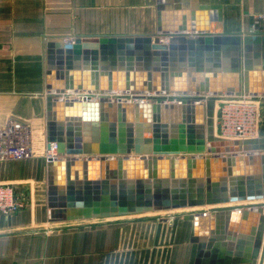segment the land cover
<instances>
[{"label": "water", "instance_id": "water-1", "mask_svg": "<svg viewBox=\"0 0 264 264\" xmlns=\"http://www.w3.org/2000/svg\"><path fill=\"white\" fill-rule=\"evenodd\" d=\"M157 32L47 42L50 69H55V49L65 55L63 63L60 58L56 63L61 86L46 96L51 106L64 95L52 105L53 117L47 118L46 150L55 148V156L46 158L50 219L78 222L160 214L159 220L165 222L180 215L193 223L192 232L208 220L210 236L206 243L196 238L195 264H209L227 243L232 249L228 256H234L231 261L246 254L247 262L259 259L264 264V139L219 138L214 127L217 97L205 98L204 89L184 96L167 86L168 72H174L175 65L183 68L187 59L191 69L198 62L195 52H204L206 63L216 67L221 52L234 72L243 64L246 73L252 50L264 68V35L189 36L165 32L163 27ZM160 37L167 38V44ZM81 70L90 85L73 83V73ZM109 71L119 72L118 84L99 82L111 77ZM157 77L161 81L152 86L151 79ZM65 90L76 92L79 100L65 95ZM109 91L120 93L115 102L103 96ZM70 109L80 120L72 116L63 125V114ZM178 211L182 213L175 214ZM230 218H257L258 225L255 228L254 223L249 235H240L238 241L233 235L224 239L221 228Z\"/></svg>", "mask_w": 264, "mask_h": 264}, {"label": "crops", "instance_id": "crops-1", "mask_svg": "<svg viewBox=\"0 0 264 264\" xmlns=\"http://www.w3.org/2000/svg\"><path fill=\"white\" fill-rule=\"evenodd\" d=\"M159 27L189 36L198 32L262 36L264 0H0V127L16 123L26 128L30 149L27 158L0 160V184L13 185L24 203L15 214H0V264H195L196 238L206 243L210 236L208 220L199 222L195 232L193 223L183 216L165 222L152 216L54 222L47 206V118L53 117L52 105L64 95H58L51 106L46 96L61 86L56 63L58 58L63 63L65 56L55 49V69H50L47 42L155 36ZM160 42L167 44V38L160 37ZM211 53L214 58L216 52ZM248 54L252 57L244 73L243 64L240 72H234L221 52L216 55L218 67L206 63L204 52H195L198 62L191 69L187 59L183 68L175 65V71L168 72L167 86L181 90L184 96L204 89L205 98L217 97L214 116L221 98H262L257 138L264 139V68L252 50ZM82 73H73V83L90 85ZM107 73L111 77L99 78V82L118 84L119 72ZM156 81L159 84L161 77L152 78V86ZM64 94L79 100L76 92L65 90ZM119 94L109 91L103 96L112 103ZM71 109L63 114V125L72 116L80 120L79 113ZM254 223L256 228L257 218L224 220L223 237L233 235L238 241L240 235H249ZM228 245L222 244L209 264H260L259 259L247 262L246 254L231 261L234 256H228Z\"/></svg>", "mask_w": 264, "mask_h": 264}, {"label": "built area", "instance_id": "built-area-1", "mask_svg": "<svg viewBox=\"0 0 264 264\" xmlns=\"http://www.w3.org/2000/svg\"><path fill=\"white\" fill-rule=\"evenodd\" d=\"M263 99L253 96H230L217 103L214 116L215 135L225 140L257 138ZM218 129V132H217ZM54 146L51 150L54 151ZM46 150V158L54 157ZM30 156L28 130L16 123L0 127V160L22 159ZM23 200L12 185H0V214L9 216L22 210Z\"/></svg>", "mask_w": 264, "mask_h": 264}, {"label": "rangeland", "instance_id": "rangeland-1", "mask_svg": "<svg viewBox=\"0 0 264 264\" xmlns=\"http://www.w3.org/2000/svg\"><path fill=\"white\" fill-rule=\"evenodd\" d=\"M219 105V104H218ZM217 132H218V129H217ZM257 135L258 134H256V137H257ZM0 185H10V184H0ZM13 186V185H12ZM13 188H14V186H13ZM14 190H15V188H14ZM16 191V190H15ZM17 193V192H16ZM182 213V211H178L177 213H175V214H181ZM146 216H152V217H154V218H158L159 219V216H161L160 214H150V215H144V217H146ZM176 217H180V215H177ZM133 218V217H132ZM168 219H170V217L169 218H167V221H168ZM122 220V219H121Z\"/></svg>", "mask_w": 264, "mask_h": 264}, {"label": "bare ground", "instance_id": "bare-ground-1", "mask_svg": "<svg viewBox=\"0 0 264 264\" xmlns=\"http://www.w3.org/2000/svg\"><path fill=\"white\" fill-rule=\"evenodd\" d=\"M49 154L53 155V154H54V151L51 150V151L49 152Z\"/></svg>", "mask_w": 264, "mask_h": 264}]
</instances>
